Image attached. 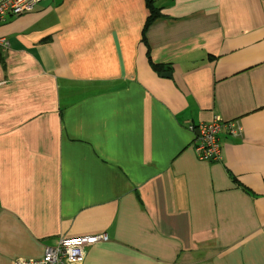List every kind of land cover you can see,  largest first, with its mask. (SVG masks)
<instances>
[{"label":"crops","instance_id":"obj_1","mask_svg":"<svg viewBox=\"0 0 264 264\" xmlns=\"http://www.w3.org/2000/svg\"><path fill=\"white\" fill-rule=\"evenodd\" d=\"M153 3L0 23V264L99 233L72 264H264V0ZM216 117L243 135L201 160Z\"/></svg>","mask_w":264,"mask_h":264},{"label":"built area","instance_id":"obj_2","mask_svg":"<svg viewBox=\"0 0 264 264\" xmlns=\"http://www.w3.org/2000/svg\"><path fill=\"white\" fill-rule=\"evenodd\" d=\"M43 0H0V23L8 16L21 15L34 10ZM197 131L194 146L197 157L212 160L221 156V133L232 137L243 135V125L238 119L223 120L216 117L210 122L191 124ZM108 240L106 233L61 237L56 245L46 246L40 257H17L14 264H72L84 259L86 248L100 241Z\"/></svg>","mask_w":264,"mask_h":264},{"label":"trees","instance_id":"obj_3","mask_svg":"<svg viewBox=\"0 0 264 264\" xmlns=\"http://www.w3.org/2000/svg\"><path fill=\"white\" fill-rule=\"evenodd\" d=\"M146 2H147V7L149 8L150 14L146 20L145 29L148 27V25H150L153 21H155L161 14L159 10L154 6L153 0H146ZM154 67L157 69H161L159 68L160 66L158 65H154Z\"/></svg>","mask_w":264,"mask_h":264},{"label":"rangeland","instance_id":"obj_4","mask_svg":"<svg viewBox=\"0 0 264 264\" xmlns=\"http://www.w3.org/2000/svg\"><path fill=\"white\" fill-rule=\"evenodd\" d=\"M195 132H196V137H198V136H199V135H198L199 133H198L197 131H195Z\"/></svg>","mask_w":264,"mask_h":264},{"label":"water","instance_id":"obj_5","mask_svg":"<svg viewBox=\"0 0 264 264\" xmlns=\"http://www.w3.org/2000/svg\"><path fill=\"white\" fill-rule=\"evenodd\" d=\"M162 75L166 74V73H161Z\"/></svg>","mask_w":264,"mask_h":264}]
</instances>
